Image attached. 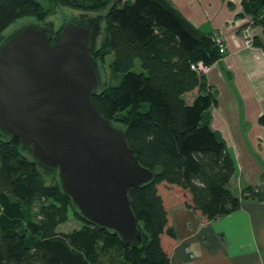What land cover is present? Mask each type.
Masks as SVG:
<instances>
[{
	"label": "trees",
	"instance_id": "obj_1",
	"mask_svg": "<svg viewBox=\"0 0 264 264\" xmlns=\"http://www.w3.org/2000/svg\"><path fill=\"white\" fill-rule=\"evenodd\" d=\"M48 1L0 0V37L19 19L45 22L57 6L102 11L104 36L93 56L103 61L113 54L109 73L118 82L104 81L91 99L104 118L125 130L154 178L128 189L142 241L124 246L78 214L56 175L44 174L16 137L0 135V264H171L167 205L183 201L211 220L236 210L247 196H264L250 186L241 196L233 193L235 161L211 128L217 93L197 64L210 66L224 54L212 33L193 26L168 0ZM241 5L251 24L264 29V0ZM136 61L141 71L134 70ZM194 89L188 101L185 94ZM258 122L264 125V109ZM70 215L80 227L60 231Z\"/></svg>",
	"mask_w": 264,
	"mask_h": 264
},
{
	"label": "water",
	"instance_id": "obj_2",
	"mask_svg": "<svg viewBox=\"0 0 264 264\" xmlns=\"http://www.w3.org/2000/svg\"><path fill=\"white\" fill-rule=\"evenodd\" d=\"M96 18L79 14L57 28L27 22L2 34L0 135L16 137L44 174L56 175L85 221L137 247L142 234L128 189L154 174L139 162L125 130L92 102L104 84L93 56Z\"/></svg>",
	"mask_w": 264,
	"mask_h": 264
},
{
	"label": "crops",
	"instance_id": "obj_3",
	"mask_svg": "<svg viewBox=\"0 0 264 264\" xmlns=\"http://www.w3.org/2000/svg\"><path fill=\"white\" fill-rule=\"evenodd\" d=\"M168 1L193 26L222 39L223 56L204 71L217 93L211 128L235 161L233 193L241 196L249 186L264 193V125L258 122L264 109V29L251 24L242 0ZM167 207L174 232L171 264H264V196H247L239 208L211 220L183 201Z\"/></svg>",
	"mask_w": 264,
	"mask_h": 264
},
{
	"label": "rangeland",
	"instance_id": "obj_4",
	"mask_svg": "<svg viewBox=\"0 0 264 264\" xmlns=\"http://www.w3.org/2000/svg\"><path fill=\"white\" fill-rule=\"evenodd\" d=\"M38 1H40L45 6L49 4L48 0H38ZM79 14H85L89 17H94V18L97 17L96 19L98 20L99 29H100L99 36H98V44H99V42L103 39V36H104L102 33V29L104 25L103 19H102V14H103L102 11L95 12V13L94 12H81L80 10H76L74 8H70L66 6H57L54 8L53 12L46 18L45 22L50 23L53 25L54 28H57L64 19H67L68 17L70 18L75 17V16H78ZM27 22L37 23V20L34 17H25V18L19 19L15 21L12 25H10L7 29H5V31L3 32V35H6L14 27H17L21 25L22 23H27ZM112 58H113V54L109 53L105 55L103 61L102 60L98 61V66L100 67L102 80L106 82L114 81L109 73V67H108V64L112 61ZM134 70L141 71V65L139 61L135 62ZM116 82H118V79L115 80L113 83H116ZM194 94L196 95L197 92L194 91L186 95L188 101H190L191 97ZM80 225H81V222L77 220L76 218H74L73 215H70L69 219L59 226V230L68 232L75 228L80 227Z\"/></svg>",
	"mask_w": 264,
	"mask_h": 264
},
{
	"label": "built area",
	"instance_id": "obj_5",
	"mask_svg": "<svg viewBox=\"0 0 264 264\" xmlns=\"http://www.w3.org/2000/svg\"><path fill=\"white\" fill-rule=\"evenodd\" d=\"M215 38V41L221 46L222 45V39L221 38H219V37H214ZM246 42H247V40H246ZM197 68L199 69V70H201L202 72H204V71H206L207 70V68H208V66H204V65H202L201 63H198L197 64Z\"/></svg>",
	"mask_w": 264,
	"mask_h": 264
}]
</instances>
